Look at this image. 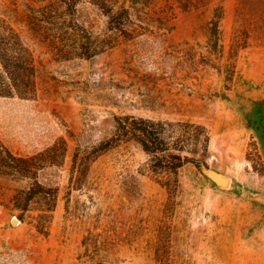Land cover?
<instances>
[{
    "label": "rangeland",
    "instance_id": "obj_1",
    "mask_svg": "<svg viewBox=\"0 0 264 264\" xmlns=\"http://www.w3.org/2000/svg\"><path fill=\"white\" fill-rule=\"evenodd\" d=\"M134 1L113 9L128 10L126 38L65 60L28 26L30 0H0L36 70L33 99L0 97V145L67 144L38 174L57 188L43 228L35 204L12 203L33 179L0 173V264H264V0ZM77 15L103 37L107 16L88 1ZM127 114L205 125L208 170L186 164L174 189L132 141L84 160Z\"/></svg>",
    "mask_w": 264,
    "mask_h": 264
},
{
    "label": "trees",
    "instance_id": "obj_2",
    "mask_svg": "<svg viewBox=\"0 0 264 264\" xmlns=\"http://www.w3.org/2000/svg\"><path fill=\"white\" fill-rule=\"evenodd\" d=\"M86 1L109 18L102 38L94 36L77 15ZM118 4L119 0H30L26 22L58 58L90 59L112 48L120 38L127 37L123 20L129 18V13L124 6L115 13L113 9ZM35 74L30 48L0 13V97L33 99L36 96ZM131 141L151 156L155 167L175 176L174 189L179 183L178 173L186 164L191 163L203 172L208 170V165L200 158L208 152L210 142L205 125L190 120H155L129 114L117 116L112 136L88 151L83 159L92 161L110 148ZM66 150L64 138L29 156L16 155L0 145V173L15 179H33L31 186L16 191L12 203L22 211L35 204L39 211L38 228L51 221L57 202V188L42 184L38 180L39 171L46 166H60ZM79 156L76 152L74 164Z\"/></svg>",
    "mask_w": 264,
    "mask_h": 264
},
{
    "label": "water",
    "instance_id": "obj_3",
    "mask_svg": "<svg viewBox=\"0 0 264 264\" xmlns=\"http://www.w3.org/2000/svg\"><path fill=\"white\" fill-rule=\"evenodd\" d=\"M217 179H218L219 183L222 185L227 183V179L224 177H217ZM17 222H18V219L14 218L13 223H17Z\"/></svg>",
    "mask_w": 264,
    "mask_h": 264
}]
</instances>
